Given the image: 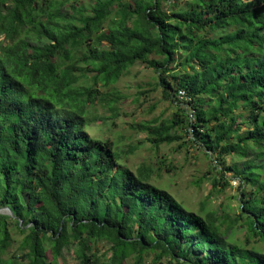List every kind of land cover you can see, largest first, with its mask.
<instances>
[{
  "label": "trees",
  "instance_id": "trees-1",
  "mask_svg": "<svg viewBox=\"0 0 264 264\" xmlns=\"http://www.w3.org/2000/svg\"><path fill=\"white\" fill-rule=\"evenodd\" d=\"M181 1L0 0V264H264V0ZM136 64L174 104L145 142L187 143L212 189L237 186L224 229L87 132L97 86Z\"/></svg>",
  "mask_w": 264,
  "mask_h": 264
},
{
  "label": "rangeland",
  "instance_id": "rangeland-1",
  "mask_svg": "<svg viewBox=\"0 0 264 264\" xmlns=\"http://www.w3.org/2000/svg\"><path fill=\"white\" fill-rule=\"evenodd\" d=\"M184 1H181L180 6ZM177 63L172 67L177 68ZM156 83L157 77L152 69L136 64L114 85L108 88L98 85L103 100L90 108V115L96 121L87 127V132L93 138L112 141L119 152L134 147L132 153L121 156L123 165L133 171L142 165L151 166L156 172L151 179L154 185L166 189L186 209L196 213L211 211L226 217L224 229L238 214L235 198L238 189L233 181L222 192L212 189L210 180L214 171L210 168L211 161L201 151L180 142L161 145L155 151L145 142V134L137 128L142 122L169 119L174 112V104L162 97ZM231 160L237 161L227 157L226 164ZM13 233L15 239L20 238L14 229ZM244 235V231L236 226L230 236L243 242ZM250 245L264 250L263 245ZM13 249L14 246L9 249V253ZM47 257L50 258L49 255ZM56 264H76L71 250L64 251Z\"/></svg>",
  "mask_w": 264,
  "mask_h": 264
},
{
  "label": "water",
  "instance_id": "water-1",
  "mask_svg": "<svg viewBox=\"0 0 264 264\" xmlns=\"http://www.w3.org/2000/svg\"><path fill=\"white\" fill-rule=\"evenodd\" d=\"M0 214H8V215H10L12 218H14V217L12 216L11 211H10L9 209H7V208H1V209H0ZM19 223H21V221H19Z\"/></svg>",
  "mask_w": 264,
  "mask_h": 264
},
{
  "label": "built area",
  "instance_id": "built-area-1",
  "mask_svg": "<svg viewBox=\"0 0 264 264\" xmlns=\"http://www.w3.org/2000/svg\"><path fill=\"white\" fill-rule=\"evenodd\" d=\"M178 97H179L180 99L187 100V99L185 98V93H184L183 91H179V92H178Z\"/></svg>",
  "mask_w": 264,
  "mask_h": 264
}]
</instances>
